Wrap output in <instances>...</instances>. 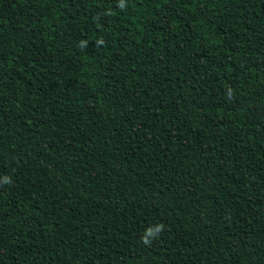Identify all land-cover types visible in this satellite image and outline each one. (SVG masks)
Returning <instances> with one entry per match:
<instances>
[{"label": "trees", "instance_id": "1", "mask_svg": "<svg viewBox=\"0 0 264 264\" xmlns=\"http://www.w3.org/2000/svg\"><path fill=\"white\" fill-rule=\"evenodd\" d=\"M0 264H264V0H0Z\"/></svg>", "mask_w": 264, "mask_h": 264}, {"label": "clouds", "instance_id": "2", "mask_svg": "<svg viewBox=\"0 0 264 264\" xmlns=\"http://www.w3.org/2000/svg\"><path fill=\"white\" fill-rule=\"evenodd\" d=\"M149 241L145 240V243H148Z\"/></svg>", "mask_w": 264, "mask_h": 264}]
</instances>
